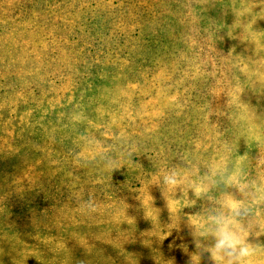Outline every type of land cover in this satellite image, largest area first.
I'll list each match as a JSON object with an SVG mask.
<instances>
[{
	"label": "rangeland",
	"instance_id": "374dc122",
	"mask_svg": "<svg viewBox=\"0 0 264 264\" xmlns=\"http://www.w3.org/2000/svg\"><path fill=\"white\" fill-rule=\"evenodd\" d=\"M245 153L264 264V0H0V264H196Z\"/></svg>",
	"mask_w": 264,
	"mask_h": 264
},
{
	"label": "clouds",
	"instance_id": "9594fccd",
	"mask_svg": "<svg viewBox=\"0 0 264 264\" xmlns=\"http://www.w3.org/2000/svg\"><path fill=\"white\" fill-rule=\"evenodd\" d=\"M252 109L249 117L260 121L261 117ZM225 147L226 152L231 153V149L227 145ZM131 155L129 153L130 160ZM236 159L240 164L239 169L235 165L230 168L226 162L221 161L208 169L206 179L192 185L191 190L196 196L221 186L234 189L231 192L222 191L223 203L210 213L200 229L190 233L196 264H202L205 259L208 264H251V258L257 254L260 244L249 239L250 236H257L260 231V222L253 207L257 196L243 179V162L248 159V154H237ZM107 168L113 171L117 168L116 162L110 161ZM163 179L171 187H177L180 183V176L175 170ZM81 209L84 214L92 215L97 212L98 205L94 199L89 198L82 202Z\"/></svg>",
	"mask_w": 264,
	"mask_h": 264
}]
</instances>
